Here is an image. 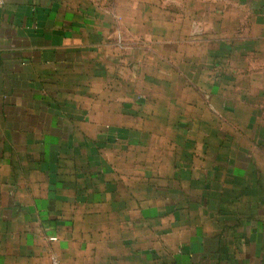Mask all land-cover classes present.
<instances>
[{"label":"crops","instance_id":"1","mask_svg":"<svg viewBox=\"0 0 264 264\" xmlns=\"http://www.w3.org/2000/svg\"><path fill=\"white\" fill-rule=\"evenodd\" d=\"M163 55L264 119V0L0 7V264H264V125L226 157L149 159Z\"/></svg>","mask_w":264,"mask_h":264},{"label":"rangeland","instance_id":"2","mask_svg":"<svg viewBox=\"0 0 264 264\" xmlns=\"http://www.w3.org/2000/svg\"><path fill=\"white\" fill-rule=\"evenodd\" d=\"M167 58V55H163L157 64L159 65L157 77L160 80L155 79L161 85L159 84L158 88L146 87L147 98H153V91L160 90L159 93L155 92L154 95L158 96L161 101L158 104L150 102L145 107L146 117L148 116L147 111L152 113L157 110L160 118L146 119L144 126L159 128L162 133L160 136H154L151 150H148L149 159L154 158L155 154H160L161 161L167 159L171 161V158L177 161L187 149L193 150V157L198 158L199 153L197 151H201V149H198L201 144L208 146L209 151L207 153L214 154L215 151L213 149H216V145L219 143L222 145V151L218 153L226 157L229 155L228 148L231 147L232 143L227 140V137H234L237 141L240 139V142L244 143L249 142L250 127L258 123L264 125V119L250 121L245 118L232 117L230 110L225 111L227 107L230 108L233 105L230 101L221 104L222 106H218V101L215 100L216 97L212 96L209 87L201 86L199 77L197 80L187 77L188 72L184 69L185 65L183 63L184 56H181L180 60L177 57L176 63L172 59V56ZM217 74L218 71L215 69L210 71V81L215 80ZM188 83L193 84L187 85ZM156 96L155 98H158ZM247 105L246 103L242 104L241 111L248 110V108H244ZM240 115H242L241 112ZM201 124L208 126V130L203 135L200 131H196L197 134H190L183 130H187L188 128L194 129L197 126L200 127ZM217 127L224 131L219 137L211 135L212 131ZM158 137H160L159 141H157ZM197 146L198 148L196 149ZM212 169L218 170V168ZM223 179H227V176L224 175ZM238 204V202L232 201V199H228L224 203L229 208L238 206Z\"/></svg>","mask_w":264,"mask_h":264},{"label":"built area","instance_id":"3","mask_svg":"<svg viewBox=\"0 0 264 264\" xmlns=\"http://www.w3.org/2000/svg\"><path fill=\"white\" fill-rule=\"evenodd\" d=\"M7 0H0V7H2L3 5H5ZM51 240H55V238H51ZM52 264H59L58 260L56 258H52Z\"/></svg>","mask_w":264,"mask_h":264}]
</instances>
